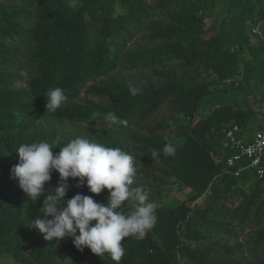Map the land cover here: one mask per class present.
I'll use <instances>...</instances> for the list:
<instances>
[{
	"label": "trees",
	"instance_id": "16d2710c",
	"mask_svg": "<svg viewBox=\"0 0 264 264\" xmlns=\"http://www.w3.org/2000/svg\"><path fill=\"white\" fill-rule=\"evenodd\" d=\"M211 1L156 0L152 7L145 0H79L72 8L69 0H0V264L7 257L14 264H63L55 240L45 241L28 228L44 197L35 204L27 199L11 169L23 143H52L59 136L56 153L86 132L130 154L125 136L145 145L146 160L159 165V187L171 182L190 189L186 201L157 208V222L144 239L122 241L126 251L120 264H264V181L251 170L239 176L229 172L227 159L237 150L224 146L227 131L238 125L248 132L261 121L264 106L257 112L233 104L210 110L205 104L215 94L226 97L245 79L249 89L252 69L244 71L249 64L243 54L252 59L253 48L243 44L231 51L224 33L207 35L205 13ZM160 12H166L165 20L150 19ZM252 22L264 49L256 31L264 22V1ZM143 30L154 45L127 48ZM27 62L35 72L27 87L18 89L16 74ZM155 65L170 67L155 69L159 83H136L114 74ZM129 84L140 86L141 94L132 97ZM55 87L65 90L68 101L56 112H46V93ZM84 91L91 98H82ZM165 107L172 110L166 121L178 131L174 138L131 136V126L147 123ZM109 112L126 124L98 129ZM66 124L73 129L66 130ZM169 142L177 149L175 156L162 152ZM154 150L160 152L159 160L152 159ZM58 181L53 172L45 190ZM77 182L69 179L65 199L80 193L106 203L107 189L94 195L86 186L77 188ZM228 203L235 207L232 212ZM131 210L126 204L125 213ZM227 214L238 220L240 233L226 222ZM246 229L250 232L243 237ZM64 250L70 264H114L108 256L87 260L90 249L81 252L72 240Z\"/></svg>",
	"mask_w": 264,
	"mask_h": 264
},
{
	"label": "clouds",
	"instance_id": "9594fccd",
	"mask_svg": "<svg viewBox=\"0 0 264 264\" xmlns=\"http://www.w3.org/2000/svg\"><path fill=\"white\" fill-rule=\"evenodd\" d=\"M78 2L69 0V6L75 8ZM128 91L136 97L142 88L129 84ZM67 101L63 88L48 90L46 112H56ZM104 121V127L98 129L108 130L126 124L115 112L107 113ZM96 136L86 132L58 147L56 153L53 146L60 145L62 138L59 136L52 143L44 140L23 143L16 149L19 162L11 169V174L34 204L44 197L38 216L29 220V229L37 230L45 241L55 240L57 246L66 237L71 238L77 250L82 252L88 248L100 258L107 254L114 264H120L126 251L122 241L129 237L136 240L146 237L157 222L158 204L149 198L144 188L134 186L136 158L120 147L97 142L93 139ZM176 151L171 142L162 149L166 156H175ZM151 156L159 160L160 152L154 150ZM53 172L59 174L58 184L46 191L45 185L51 181ZM70 178L78 181L77 188L86 186L94 195L107 189L106 203L80 193L65 199ZM126 204L132 206L127 214Z\"/></svg>",
	"mask_w": 264,
	"mask_h": 264
},
{
	"label": "rangeland",
	"instance_id": "374dc122",
	"mask_svg": "<svg viewBox=\"0 0 264 264\" xmlns=\"http://www.w3.org/2000/svg\"><path fill=\"white\" fill-rule=\"evenodd\" d=\"M145 1L152 7H155L156 5V0ZM263 1L264 0H212L209 11L205 13L207 18L206 29L208 30V36H212L217 33H224V36L227 37L226 44L229 46L231 51H235L240 45L251 44L253 48L252 52L254 53V55H252V59L246 57L243 54V60L249 64L248 67H244V71L249 69L253 70L250 71L251 75L249 78L252 80L249 89H245L248 87L245 79V81H243V85L238 84V86L233 88L234 90H232V92L226 97L223 94H215L214 96L207 98L209 102L206 101L205 104L208 103V108L210 110H213L217 106L219 107L225 104H233L237 108L250 107L254 108L257 112H260L264 106V49L260 48L258 43L259 38L252 32V20L258 11L259 5ZM150 19L154 21L165 20L166 12L154 13L151 15ZM256 31L261 33L262 39L264 41V22H262L261 25H258ZM150 37L151 34H149L148 31L143 30L130 44H128L127 48L139 45L152 46L155 42ZM155 69L157 71L164 72L165 70L170 69V67L155 65L150 70L121 69L116 71L114 74L122 75L129 81H134L136 83H159L162 78L155 74ZM34 72L35 69L31 62L24 64L21 70L19 68L17 71L14 86L18 89H25ZM100 80H96L94 83H99ZM81 97L91 98L85 94V91L82 93ZM210 110L204 115H208L211 112ZM171 116L172 110L168 107H165L162 109V111L157 113L156 116L146 121L147 123L138 127L131 126V136H140L145 138L163 135L168 138H174L178 131L171 129L169 127V123L166 121ZM183 122L186 123L185 121ZM255 124L251 125L249 131L253 127L254 131L257 129L258 125ZM65 126L66 130L73 129V126L71 127L69 124H66ZM125 139L127 140L128 146L131 150V155L136 158L137 176L135 178L136 184L134 186H140L144 188L149 193V198L158 204V208L175 206L176 204L182 203L188 199L190 189H184L171 182L159 187L158 185L161 182L162 175L160 174L159 165L153 161L146 160L147 155L145 152L148 151V148L137 141L135 142V140H132L127 136H125ZM237 203L239 204V202ZM129 206L132 208L131 205ZM227 206L230 212H232V210L235 208L230 203H228ZM237 221L238 220H231L230 214H227L226 222L231 224V227L234 231L240 233L238 230ZM249 232L250 230L246 229L243 237ZM242 239L244 238H241L240 240ZM71 240V238L66 237L60 241L58 246L56 245L58 252L61 254L63 264L71 263L70 260L66 258V253L64 250V247L69 242H71ZM234 242L237 241L234 239L232 240V243ZM106 256L107 254H105L104 257ZM94 258L100 257L92 254L87 260H93ZM3 264H14V262L10 257H7Z\"/></svg>",
	"mask_w": 264,
	"mask_h": 264
},
{
	"label": "built area",
	"instance_id": "2783aa9c",
	"mask_svg": "<svg viewBox=\"0 0 264 264\" xmlns=\"http://www.w3.org/2000/svg\"><path fill=\"white\" fill-rule=\"evenodd\" d=\"M257 129L249 133L234 125L227 131L225 148L237 150V154L227 159L229 172L239 176L251 170L256 177L264 181V116L257 121Z\"/></svg>",
	"mask_w": 264,
	"mask_h": 264
}]
</instances>
